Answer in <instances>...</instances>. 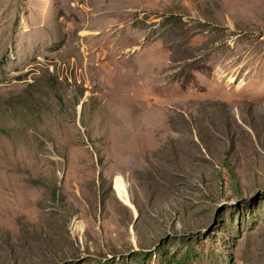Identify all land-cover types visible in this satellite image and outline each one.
<instances>
[{
	"label": "rangeland",
	"instance_id": "rangeland-1",
	"mask_svg": "<svg viewBox=\"0 0 264 264\" xmlns=\"http://www.w3.org/2000/svg\"><path fill=\"white\" fill-rule=\"evenodd\" d=\"M0 264H264V0H0Z\"/></svg>",
	"mask_w": 264,
	"mask_h": 264
}]
</instances>
